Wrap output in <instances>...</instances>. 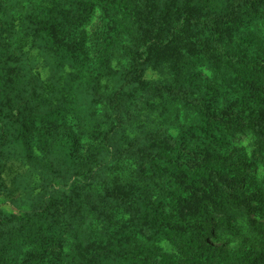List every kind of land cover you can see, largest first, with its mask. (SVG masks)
<instances>
[{"label":"trees","instance_id":"obj_1","mask_svg":"<svg viewBox=\"0 0 264 264\" xmlns=\"http://www.w3.org/2000/svg\"><path fill=\"white\" fill-rule=\"evenodd\" d=\"M240 1L264 6V0ZM61 6L56 17L49 18L44 28L35 33L41 39L54 40L51 53L60 56L62 67L77 69L75 77L66 82L64 79L54 92L52 76L39 78L26 59L27 28L24 31L21 26L16 30L15 18L5 12L0 0V101L8 106L0 104V118L11 121V127H15L18 134L15 143L26 146V160L35 152H47L44 143L54 132L52 127L65 124L66 119L75 120L72 121L75 130L67 139L71 150L65 153L73 160L65 171L64 183H58L64 190L61 206L66 202L74 206L71 215L64 219V242L44 257H37V250L29 244L17 245L14 253L0 258V264H59L63 244L88 239L95 245L88 254L91 259H106L109 264H166V260L169 264H248L249 259L223 257L205 246V250L195 251L200 238L192 236L188 227L196 228L208 220L197 210L195 197L185 189L186 174L172 170V180L164 177L167 169H174L168 166V157L178 153L183 140L180 136L174 138L165 128L152 126L156 121L149 108L159 100L160 86L142 79L153 60L164 61L166 53L191 51L205 38L212 47H223L225 43L219 56L221 65L226 63L240 74L243 67H249L253 70L250 73L264 76L263 65L249 66L240 51L238 56L230 54L232 37L226 36L224 29L229 16L203 18L197 15L198 10L190 0L181 3L164 0L159 5L154 0H64ZM44 9L38 6L31 13L37 14V19L27 21L41 24ZM98 13L106 28L94 40L101 55L92 62L82 52L83 39L75 41L69 35L86 27ZM116 59L120 71L110 72L109 62ZM105 76L113 78V84ZM102 82L104 90L100 91ZM178 91V88L170 90L175 97L174 105L193 108L201 117L208 115L201 102L190 100L185 94L178 96ZM52 98L55 102L50 101ZM68 99V103L56 104ZM219 122L224 130H251L264 144V121L245 126L227 119ZM207 124L202 122V126H195L186 135L193 143L207 141L212 130ZM82 139L86 149L83 155L74 158L72 146L76 147ZM186 169L183 165L182 171ZM211 169L206 172L213 175ZM213 177L219 187H224L226 177ZM172 184L180 185V190L173 189ZM166 196L172 201L170 212L176 225L165 230L170 247L162 252L154 247L151 235L158 231L156 210ZM32 205L31 213L42 204L35 200ZM25 206L26 202H22L19 208ZM3 210L0 231H7L22 216L15 218L10 206ZM135 222L140 223L139 229L135 228ZM81 259L83 264H93L83 261L85 256Z\"/></svg>","mask_w":264,"mask_h":264},{"label":"rangeland","instance_id":"obj_2","mask_svg":"<svg viewBox=\"0 0 264 264\" xmlns=\"http://www.w3.org/2000/svg\"><path fill=\"white\" fill-rule=\"evenodd\" d=\"M175 1L181 3L184 0ZM63 2L2 0L5 12L15 18L16 30L19 31L21 26L24 31L26 28L28 30L25 51L28 63L34 67L33 72L41 79L52 76L51 90L54 92L64 79L66 82L74 78L77 69L62 67L59 64L60 56L51 53L55 48L54 40L41 39L35 33L44 28L49 18L56 17ZM154 2L159 5L164 0ZM241 2L190 0L198 10L197 15L203 18L209 15L229 16L230 21L224 29L226 36L232 37L230 54L238 56L240 51L249 66H264V6ZM38 6L45 8L44 20L41 24L27 21L30 18L37 19V14L31 13ZM105 28V21L98 13L86 27L71 33L69 39H83L82 52L93 62L101 55L94 46V40L105 33ZM43 43L47 46L44 47ZM210 43L205 38L204 42L198 41L191 51L166 53L164 61L153 60L143 72L144 81L160 86L159 100L149 108L151 117L156 121L152 126L165 128L174 138L180 136L183 140L178 153L168 157V166L174 169H167L164 177L172 180V170L186 174L185 189L195 197L197 210L208 220L196 228L188 227L192 236L200 238V244L195 247L196 252L205 250V246L221 253L223 257L249 259L248 264H264V144L251 130H224L219 127L221 119L242 126L264 121V76L250 73L253 70L249 67H243L240 74L226 63L221 65L219 56L224 52L225 43L223 47H212ZM56 62L58 66H54ZM109 64L112 68L110 72H115V69L120 71L118 59ZM244 74L248 75L244 77ZM103 78L113 84V78ZM104 85L102 82L100 91L104 90ZM172 88L180 90L178 96L185 94L190 100L201 102L208 110V115L201 117L193 108L174 105L175 97L170 92ZM50 101L55 102L53 98ZM0 104L7 106L3 101ZM72 121L66 119L65 124L52 127L54 132L49 141L44 143L47 152H35L26 160V146L15 143L18 135L15 127H11V121L0 118V219L3 208L7 209V206H10L15 218L22 216L12 228L0 231V258L14 253V248L20 244H29L37 250V257H44L51 253L53 247L64 242V219L71 215L74 206L68 202L61 206L64 203V190L58 183H64L65 171L73 160L65 156L71 150L67 139L75 130ZM202 122H208L207 127L210 125L212 129L209 139L193 143L186 134L195 126H202ZM29 132L33 133V130ZM83 140L76 147L72 146L74 158L83 155L86 149ZM183 165L187 166L184 172ZM209 168H212L213 175L206 172ZM214 175L227 178L224 187L218 186ZM171 187L180 190V185L172 184ZM35 200H40L42 205L36 208L38 211L31 213ZM22 202H26V206L20 209ZM171 207L172 201L166 196L156 210L158 231L151 238H154V247L162 252L170 247V238L165 230L171 228L170 225H176ZM139 224L135 222V228L139 229ZM63 246V257L59 264H83L80 262L82 256L86 257L83 261L93 264H109L106 259L94 261L88 255L95 246L93 240ZM191 247L194 251L193 243ZM165 263L169 264L167 260Z\"/></svg>","mask_w":264,"mask_h":264}]
</instances>
